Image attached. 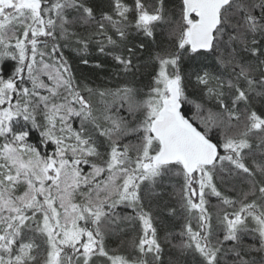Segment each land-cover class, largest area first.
Here are the masks:
<instances>
[{
	"label": "snow or ice",
	"instance_id": "snow-or-ice-1",
	"mask_svg": "<svg viewBox=\"0 0 264 264\" xmlns=\"http://www.w3.org/2000/svg\"><path fill=\"white\" fill-rule=\"evenodd\" d=\"M0 264H264V0H0Z\"/></svg>",
	"mask_w": 264,
	"mask_h": 264
}]
</instances>
